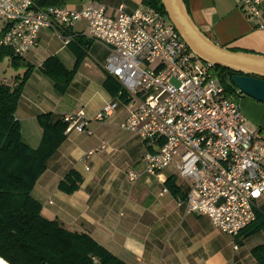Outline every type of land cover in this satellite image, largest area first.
I'll use <instances>...</instances> for the list:
<instances>
[{
	"label": "crops",
	"instance_id": "crops-1",
	"mask_svg": "<svg viewBox=\"0 0 264 264\" xmlns=\"http://www.w3.org/2000/svg\"><path fill=\"white\" fill-rule=\"evenodd\" d=\"M56 2L70 9L102 4L112 17L118 15L121 7L126 13H133L144 6L143 0ZM185 3L196 25L217 45L235 52L264 55V29L247 18L238 0ZM261 8L264 14V2ZM87 27L81 21L71 29L86 44L80 40L67 46L56 33L43 29L36 47L23 57L34 70L22 93L16 119L23 141L31 149L40 147L44 135L39 116L50 115L56 124L67 115L83 112L88 121V132L65 133L64 143L50 158L32 191L43 218L60 222L70 232L89 236L125 264H256L253 251L264 245V231L248 238L241 234L233 238L217 229L208 217L190 214L178 199L186 198L192 182L181 178L174 166L159 178L143 175L135 183L129 181L130 171L143 173V158L152 148L139 135L122 129L132 106L138 105L144 94L121 100L110 93L109 87L119 84L105 70L111 50L90 40ZM81 53L84 58L77 66ZM51 58H57L68 72H74L65 94L59 93L55 82L43 71ZM24 73L15 71L10 84ZM4 80L8 79L1 82ZM116 99L120 105L115 115L108 121H97L104 106ZM239 102L250 128L264 137V104L244 96ZM70 172L81 179L79 189L72 195L60 189ZM171 178L179 190L177 197L168 188ZM164 189L168 193L162 196ZM263 208L264 197L259 202V212Z\"/></svg>",
	"mask_w": 264,
	"mask_h": 264
},
{
	"label": "built area",
	"instance_id": "built-area-1",
	"mask_svg": "<svg viewBox=\"0 0 264 264\" xmlns=\"http://www.w3.org/2000/svg\"><path fill=\"white\" fill-rule=\"evenodd\" d=\"M250 21L264 29V0H238ZM87 23V37L111 50L105 70L129 99L144 98L122 125L139 135L155 151L143 158V173L130 171L135 183L143 175L159 178L174 166L192 186L184 200L190 214L208 217L220 231L235 238L257 220L264 197V137L251 129L239 99L182 40L167 16L143 6L133 13L119 8L108 15L102 4L83 9H41L35 0H0V52L23 58L48 29L67 46L74 41L71 29ZM8 85V81L4 80ZM11 86V85H9ZM119 100L107 103L96 120L112 118ZM66 134L88 132L83 112L67 115ZM164 189L162 196L167 194Z\"/></svg>",
	"mask_w": 264,
	"mask_h": 264
},
{
	"label": "trees",
	"instance_id": "trees-1",
	"mask_svg": "<svg viewBox=\"0 0 264 264\" xmlns=\"http://www.w3.org/2000/svg\"><path fill=\"white\" fill-rule=\"evenodd\" d=\"M143 4L166 16L160 0H143ZM37 5L59 7L56 0H38ZM82 38L75 35L74 42L82 40L86 44ZM5 58L14 71L25 73L11 86L0 83V258L8 264H125L89 236L70 232L60 222L43 218L41 205L32 198V191L45 173L48 161L64 143L67 124L63 121L53 124L50 115L39 116L44 133L40 147L33 150L23 141L16 111L34 67L8 50L0 52V60ZM83 58L84 54H78L77 66ZM43 71L55 82L59 93L65 94L74 72H68L57 58L49 59ZM214 72L227 89L236 90L231 81L235 73L223 68H214ZM109 91L121 100L128 98L119 84L114 83ZM173 180L168 181V188L177 197L179 190ZM80 184L81 179L70 172L60 189L72 195ZM261 231H264V208L257 213L256 222L240 234L248 238ZM253 257L256 264H264V245L253 251Z\"/></svg>",
	"mask_w": 264,
	"mask_h": 264
},
{
	"label": "water",
	"instance_id": "water-1",
	"mask_svg": "<svg viewBox=\"0 0 264 264\" xmlns=\"http://www.w3.org/2000/svg\"><path fill=\"white\" fill-rule=\"evenodd\" d=\"M160 4L169 22L201 61L235 73L231 81L242 95L264 104V55L234 52L217 45L196 25L184 0H160Z\"/></svg>",
	"mask_w": 264,
	"mask_h": 264
},
{
	"label": "rangeland",
	"instance_id": "rangeland-1",
	"mask_svg": "<svg viewBox=\"0 0 264 264\" xmlns=\"http://www.w3.org/2000/svg\"><path fill=\"white\" fill-rule=\"evenodd\" d=\"M14 70L12 69V67L10 66V63H9V59L8 58H5V59H2L0 60V82L6 78L8 79V85H13V84H10V80L11 79V76L14 75ZM4 82V81H3ZM1 82V83H3ZM245 98H248L246 96H244Z\"/></svg>",
	"mask_w": 264,
	"mask_h": 264
},
{
	"label": "bare ground",
	"instance_id": "bare-ground-1",
	"mask_svg": "<svg viewBox=\"0 0 264 264\" xmlns=\"http://www.w3.org/2000/svg\"><path fill=\"white\" fill-rule=\"evenodd\" d=\"M0 264H8V263L5 262L3 259L0 258Z\"/></svg>",
	"mask_w": 264,
	"mask_h": 264
}]
</instances>
